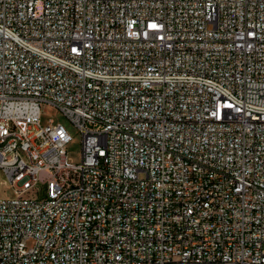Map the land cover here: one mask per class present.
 Returning a JSON list of instances; mask_svg holds the SVG:
<instances>
[{"label":"built area","instance_id":"obj_1","mask_svg":"<svg viewBox=\"0 0 264 264\" xmlns=\"http://www.w3.org/2000/svg\"><path fill=\"white\" fill-rule=\"evenodd\" d=\"M0 172V264H264V0H0Z\"/></svg>","mask_w":264,"mask_h":264},{"label":"rangeland","instance_id":"obj_2","mask_svg":"<svg viewBox=\"0 0 264 264\" xmlns=\"http://www.w3.org/2000/svg\"><path fill=\"white\" fill-rule=\"evenodd\" d=\"M61 123L72 137V142L68 147L69 159L74 164L80 163L81 160V141L80 131L72 125L58 110L52 107L44 109L42 123L44 126L49 124V120ZM16 197L15 190L5 182L3 174L0 172V199H12Z\"/></svg>","mask_w":264,"mask_h":264}]
</instances>
